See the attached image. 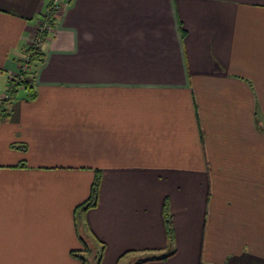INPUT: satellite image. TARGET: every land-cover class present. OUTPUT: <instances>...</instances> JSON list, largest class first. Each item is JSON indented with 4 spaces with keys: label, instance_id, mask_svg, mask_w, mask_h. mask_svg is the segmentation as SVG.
I'll list each match as a JSON object with an SVG mask.
<instances>
[{
    "label": "crops",
    "instance_id": "obj_1",
    "mask_svg": "<svg viewBox=\"0 0 264 264\" xmlns=\"http://www.w3.org/2000/svg\"><path fill=\"white\" fill-rule=\"evenodd\" d=\"M68 1L0 123V264H264V0ZM48 3L0 0V104Z\"/></svg>",
    "mask_w": 264,
    "mask_h": 264
},
{
    "label": "trees",
    "instance_id": "obj_2",
    "mask_svg": "<svg viewBox=\"0 0 264 264\" xmlns=\"http://www.w3.org/2000/svg\"><path fill=\"white\" fill-rule=\"evenodd\" d=\"M44 54L41 52V48L30 46L29 50L27 51V57H28V69L26 72H22L16 76V78H13L9 81V88L7 90L8 97L4 98L1 101L0 104V123H2L6 118L10 115L9 109L13 102L15 101L17 94L19 93V88H24L27 91V100L31 101L34 100L36 97V93L33 89L32 83L27 76L33 75L36 72L37 67L44 61L43 58ZM101 185V175L98 173L95 175L94 181L91 186V193L89 199L81 205V209L83 212H86L90 208L96 207L98 203V197H99V189ZM167 222V233L169 241L173 239V229L171 226V216L166 218ZM84 241L83 239H81ZM85 243V242H84ZM103 249V246H102ZM170 255L160 257V258H151L148 260H144L140 263L149 261V260H161L164 258L169 257ZM85 261L84 258H81Z\"/></svg>",
    "mask_w": 264,
    "mask_h": 264
},
{
    "label": "built area",
    "instance_id": "obj_3",
    "mask_svg": "<svg viewBox=\"0 0 264 264\" xmlns=\"http://www.w3.org/2000/svg\"><path fill=\"white\" fill-rule=\"evenodd\" d=\"M69 3L68 0H49L47 9L45 10L41 23L38 26L36 35L31 43V46L41 48L47 36L55 27V22L63 10ZM28 69V57H25L23 64L20 66L19 74L26 72ZM8 97V96H7Z\"/></svg>",
    "mask_w": 264,
    "mask_h": 264
},
{
    "label": "rangeland",
    "instance_id": "obj_4",
    "mask_svg": "<svg viewBox=\"0 0 264 264\" xmlns=\"http://www.w3.org/2000/svg\"><path fill=\"white\" fill-rule=\"evenodd\" d=\"M23 89H20V92H22ZM21 95V94H20ZM92 241V240H91ZM84 246V252L83 255H81V258L87 259V264H98L99 260L102 258L103 250L102 246H100L98 243L95 242H88L83 245ZM161 256L162 252H146V251H138L133 252L131 254H127L122 256L119 261L121 262L119 264H138L146 259H149L152 256Z\"/></svg>",
    "mask_w": 264,
    "mask_h": 264
}]
</instances>
